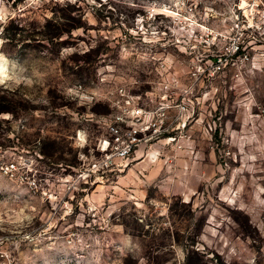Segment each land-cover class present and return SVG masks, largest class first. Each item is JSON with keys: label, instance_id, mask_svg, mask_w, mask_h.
<instances>
[{"label": "rangeland", "instance_id": "374dc122", "mask_svg": "<svg viewBox=\"0 0 264 264\" xmlns=\"http://www.w3.org/2000/svg\"><path fill=\"white\" fill-rule=\"evenodd\" d=\"M0 81V264H264V0H0Z\"/></svg>", "mask_w": 264, "mask_h": 264}, {"label": "built area", "instance_id": "2783aa9c", "mask_svg": "<svg viewBox=\"0 0 264 264\" xmlns=\"http://www.w3.org/2000/svg\"><path fill=\"white\" fill-rule=\"evenodd\" d=\"M120 96L122 98L115 101L121 102L120 113L115 115L106 128L110 138L97 146L99 156L90 161V170L114 169L120 161L128 159L143 142L147 141L152 132H159L162 126L161 121L158 122L157 119L152 121L150 118L152 97L146 98L147 100L142 103L143 106H140L137 98L132 95H126L123 92ZM165 109H167L166 106L161 104L162 113L158 116H163ZM123 124L126 126H122Z\"/></svg>", "mask_w": 264, "mask_h": 264}, {"label": "clouds", "instance_id": "9594fccd", "mask_svg": "<svg viewBox=\"0 0 264 264\" xmlns=\"http://www.w3.org/2000/svg\"><path fill=\"white\" fill-rule=\"evenodd\" d=\"M0 82H2V81H0Z\"/></svg>", "mask_w": 264, "mask_h": 264}]
</instances>
